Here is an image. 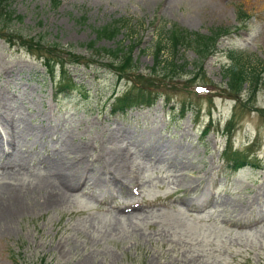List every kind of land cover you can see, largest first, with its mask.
Listing matches in <instances>:
<instances>
[{"label": "rangeland", "instance_id": "rangeland-1", "mask_svg": "<svg viewBox=\"0 0 264 264\" xmlns=\"http://www.w3.org/2000/svg\"><path fill=\"white\" fill-rule=\"evenodd\" d=\"M3 3L2 11L9 5L22 17L6 24L14 38L58 43L87 64L68 66L77 89L55 99L59 67L51 80L20 41L9 46L0 39V134L8 135L10 125L19 132L8 154L0 152V264H264V170L228 174L221 156L231 119L233 149L254 164L264 159V89L251 98L234 95L221 73L232 52L247 69H262L264 81V0ZM115 21L118 34L97 40L95 30ZM219 28L231 34L220 37L211 56L202 61L192 46L181 48L188 73L155 84L169 106L160 100L123 116L110 113L112 93L148 72L166 34L210 35ZM92 41L97 48L134 46L136 67L120 80L109 60L91 55ZM196 64L200 74L193 78ZM182 105L192 112L179 114ZM81 144L89 150L82 165L88 172L105 167L113 176L125 157L123 190L85 180L61 190L49 157L70 158ZM51 198L58 201L49 206ZM16 199L22 205L10 220Z\"/></svg>", "mask_w": 264, "mask_h": 264}, {"label": "trees", "instance_id": "trees-1", "mask_svg": "<svg viewBox=\"0 0 264 264\" xmlns=\"http://www.w3.org/2000/svg\"><path fill=\"white\" fill-rule=\"evenodd\" d=\"M56 7L59 5L56 0H51ZM6 2V0H0V7ZM6 6L5 10L0 8V39H3L10 46L15 44V39L22 43L23 47H26L28 53L37 55L42 60L45 73L53 77L54 69L59 67V74L61 81L58 83L59 87L56 91L57 95L64 94L69 95L75 88V82L69 76L67 65H80L87 64L81 62L83 59L80 56L72 53L69 49L61 47L58 43H44L41 40L35 41L24 36H18L14 38L13 35L6 31V24L11 23L13 20L21 22V16H14V12L8 10ZM244 14L240 11L239 18H243ZM119 32V21L113 22V26L102 27L95 30L97 40L107 38L113 39ZM222 28L215 29L210 35H201L198 33L189 34H174L169 32L166 34V44L164 46L159 42L155 45L153 51V65L148 69L145 74H138L139 80L136 84L125 91L122 95L113 98L110 105L112 114H125L133 107H139L144 105H151L155 102L157 97H154V92L159 89L155 84H163L164 86L171 84L172 79L185 75L188 73V63L183 60L179 55V50L186 46H192L200 60H205L211 55L215 42L220 34L226 33ZM91 55L101 56L104 59L109 60L107 67L117 72L118 77H123L128 70L134 69L135 63L132 58L134 46L129 45L126 47H116L115 49L97 48L95 41L86 44ZM166 51L169 53V58L164 59L163 54ZM230 64L224 66L221 70L222 79L225 87L229 91H233L236 94L241 93L243 90H247L249 97L251 98L255 92L264 88V81L261 77L262 69H247V65L241 56H229ZM200 66L195 65L198 74H194V77H199ZM160 79H157V78ZM64 84V85H61ZM139 84V85H138ZM161 95V94H159ZM184 107V105H182ZM229 155L230 150L226 151ZM231 161V160H230ZM243 164H238L235 159H232L230 167L237 169Z\"/></svg>", "mask_w": 264, "mask_h": 264}, {"label": "bare ground", "instance_id": "bare-ground-1", "mask_svg": "<svg viewBox=\"0 0 264 264\" xmlns=\"http://www.w3.org/2000/svg\"><path fill=\"white\" fill-rule=\"evenodd\" d=\"M9 129L10 132L8 135L7 133L0 134V152L3 154H8V149L15 146L14 142H16L17 138L19 137V132L16 128H12L10 125ZM72 155V157L66 158L62 156L61 153H52V156L49 157V160L52 162L55 175L60 178V188L63 190V192L74 191L80 185L79 182L83 180H85V182H83L85 185L92 183V185L97 184L106 186L111 190H123L125 188V182L123 180L124 177L121 176L125 167V157H121L119 159L118 165L113 171L114 175L112 176V174L110 175L109 173L110 171L105 167L99 168L98 170L94 169L88 172L86 167L82 166L84 165V159L89 156V150L85 145L81 144L75 147ZM174 156L176 157L177 154H174ZM149 157L157 158L155 154H151ZM186 186L188 187V185ZM15 201L19 202L11 212L10 216H8V219L10 220H12L18 210H20L21 207H19V205H22V202L19 199H16ZM48 201V205L50 206L56 203L58 199L51 198ZM182 202L187 207L192 206L191 201L185 200ZM122 209L123 212L132 213L131 211H128L129 206H123Z\"/></svg>", "mask_w": 264, "mask_h": 264}]
</instances>
